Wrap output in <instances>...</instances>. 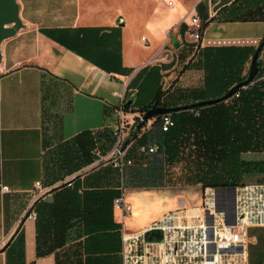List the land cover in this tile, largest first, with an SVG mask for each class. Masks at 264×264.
Masks as SVG:
<instances>
[{"label":"crops","instance_id":"crops-1","mask_svg":"<svg viewBox=\"0 0 264 264\" xmlns=\"http://www.w3.org/2000/svg\"><path fill=\"white\" fill-rule=\"evenodd\" d=\"M18 1L26 26L1 45L0 264H123L120 192L132 204L124 224L137 231L201 205L208 186L184 183L164 159L160 171L159 150L142 149L158 143L146 131L127 150L131 163L101 160L120 103L137 94L127 107L141 109L159 89L176 105L221 95L249 72L264 20L213 19L233 0ZM194 14L205 26L200 46L188 35ZM259 59L258 79L264 46ZM242 155L264 161V150ZM247 236L249 264H264V225Z\"/></svg>","mask_w":264,"mask_h":264},{"label":"built area","instance_id":"built-area-1","mask_svg":"<svg viewBox=\"0 0 264 264\" xmlns=\"http://www.w3.org/2000/svg\"><path fill=\"white\" fill-rule=\"evenodd\" d=\"M124 21V16H120L119 22ZM204 28L199 15H192L188 35L198 46L203 43ZM142 39L148 40L146 36ZM171 53V49H162V59H169ZM2 72L0 67V100ZM118 114L119 121L113 126L114 145L101 160H111L120 167L132 162L126 157L129 146L155 120H160L163 130H169L174 124L171 112L145 120V110L129 108L123 101L118 107ZM159 148L158 143L142 146L143 150L151 152ZM2 187L8 189L7 185ZM115 206L121 212L123 221V264H249L247 228L264 225V182H246L237 185L234 190L208 186L201 205L172 209L148 227L137 231L129 230L124 224L125 218L132 213V204L123 191L116 197ZM228 214L236 217L235 223L228 222ZM153 230H160L161 237L148 238L146 233Z\"/></svg>","mask_w":264,"mask_h":264},{"label":"trees","instance_id":"trees-1","mask_svg":"<svg viewBox=\"0 0 264 264\" xmlns=\"http://www.w3.org/2000/svg\"><path fill=\"white\" fill-rule=\"evenodd\" d=\"M213 19L264 20V0H233L222 6ZM253 50L255 53L256 49ZM258 64L255 81L241 85L236 91L238 95L235 92L229 99L171 111L174 124L169 130H163L158 119L142 135L145 141L159 143L153 161L160 171L164 159V167L167 170L177 167L184 183L201 184L203 188L237 186L245 183L246 175L264 172V161L253 163L242 155L248 150H264V77L258 79L259 56ZM247 76L248 73L238 75L219 96ZM162 94L159 89L153 100L140 108L146 111L155 102L176 105L162 100ZM200 100L203 99L178 105Z\"/></svg>","mask_w":264,"mask_h":264},{"label":"water","instance_id":"water-1","mask_svg":"<svg viewBox=\"0 0 264 264\" xmlns=\"http://www.w3.org/2000/svg\"><path fill=\"white\" fill-rule=\"evenodd\" d=\"M25 26H26V22L21 17L19 1L18 0H0V60H1L2 42L5 39L15 35L21 28ZM178 41L182 42L181 39L180 40L178 39ZM170 43L172 45H175V42L173 40H171ZM263 46H264V39L261 41L260 45L257 47L253 55L247 78L241 82L234 84L222 96L215 97V98H209V99H203L200 101H195L192 103H187L183 105H175V106H166L163 104H159L158 102H155L151 107H149L145 111L144 119L147 120L148 118L154 115H160L162 113L171 112V111L178 110L181 108H190V107H195L197 105H203V104L221 101L223 99H227L228 97L232 96L239 89L241 85L247 84L255 78L259 70L258 56ZM136 98H137V94H134L133 97L130 96L127 102L125 103V105L131 106L132 104L136 102ZM219 188H231L234 190L236 186L217 187V189ZM227 220L229 223H235L236 217L234 215L228 214ZM146 235L148 238H160L161 231L160 230L148 231Z\"/></svg>","mask_w":264,"mask_h":264},{"label":"rangeland","instance_id":"rangeland-1","mask_svg":"<svg viewBox=\"0 0 264 264\" xmlns=\"http://www.w3.org/2000/svg\"><path fill=\"white\" fill-rule=\"evenodd\" d=\"M120 16H124L123 14H121ZM150 91H143L142 92V96H146L149 97L150 95ZM245 181L249 182V181H260V182H264V172L262 171H256V172H252L248 175H246L245 177Z\"/></svg>","mask_w":264,"mask_h":264}]
</instances>
